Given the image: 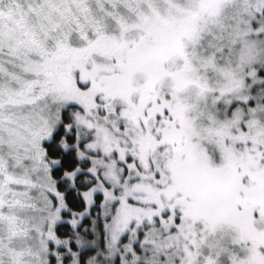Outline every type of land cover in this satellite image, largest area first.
Returning a JSON list of instances; mask_svg holds the SVG:
<instances>
[{
	"label": "snow or ice",
	"instance_id": "6c2138e0",
	"mask_svg": "<svg viewBox=\"0 0 264 264\" xmlns=\"http://www.w3.org/2000/svg\"><path fill=\"white\" fill-rule=\"evenodd\" d=\"M0 264H264V0H0Z\"/></svg>",
	"mask_w": 264,
	"mask_h": 264
}]
</instances>
